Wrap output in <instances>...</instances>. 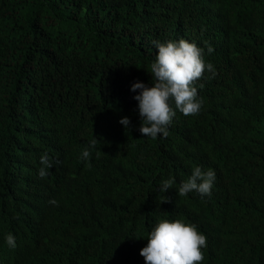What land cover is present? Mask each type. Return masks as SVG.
<instances>
[{
  "label": "trees",
  "instance_id": "1",
  "mask_svg": "<svg viewBox=\"0 0 264 264\" xmlns=\"http://www.w3.org/2000/svg\"><path fill=\"white\" fill-rule=\"evenodd\" d=\"M180 39L216 75L199 114L143 137L132 85ZM196 166L211 196H178ZM162 219L207 237L201 264H264V0H0V264H145Z\"/></svg>",
  "mask_w": 264,
  "mask_h": 264
},
{
  "label": "clouds",
  "instance_id": "2",
  "mask_svg": "<svg viewBox=\"0 0 264 264\" xmlns=\"http://www.w3.org/2000/svg\"><path fill=\"white\" fill-rule=\"evenodd\" d=\"M158 49L155 61L150 66L152 86L143 82L132 85L131 91L139 93L134 96L138 101L141 125L139 131L143 137L156 139L158 135L168 136V126L179 110L185 116L199 114L203 100L198 96L197 81L205 71L216 75L214 65L205 61L204 49L194 42L185 39L166 42L155 41ZM214 48L209 46L208 54ZM199 87H203L200 85ZM174 104V107H173ZM121 123L128 129L131 121L128 117L122 118ZM97 138L90 142L82 152V159H89L90 148H94ZM100 153L97 152V159ZM39 177L46 178L48 169L53 162L47 153L41 156ZM91 166L90 164L88 165ZM216 173L209 168L203 170L201 166L194 167L191 176L183 181L178 189V196H186L190 192H198L201 196H211ZM175 183L173 178L161 182L159 192L166 193ZM160 203L170 202L168 197H158ZM50 204L58 206V201L52 199ZM10 248H15L16 237L9 233L5 237ZM147 245L141 249L145 264H201L204 260L203 248L207 247V237L202 234L195 224L185 223L181 219L159 220L149 233Z\"/></svg>",
  "mask_w": 264,
  "mask_h": 264
},
{
  "label": "bare ground",
  "instance_id": "3",
  "mask_svg": "<svg viewBox=\"0 0 264 264\" xmlns=\"http://www.w3.org/2000/svg\"><path fill=\"white\" fill-rule=\"evenodd\" d=\"M79 226V225H78ZM76 240V239H75Z\"/></svg>",
  "mask_w": 264,
  "mask_h": 264
}]
</instances>
